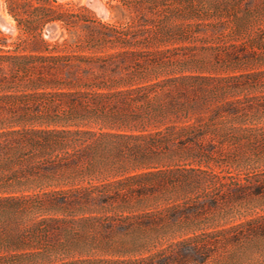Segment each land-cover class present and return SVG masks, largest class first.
I'll use <instances>...</instances> for the list:
<instances>
[{"label":"trees","instance_id":"16d2710c","mask_svg":"<svg viewBox=\"0 0 264 264\" xmlns=\"http://www.w3.org/2000/svg\"><path fill=\"white\" fill-rule=\"evenodd\" d=\"M27 1L26 32H88L0 46V264H264V0H122L124 26ZM208 29L255 36L205 46L219 66L165 44ZM176 155L201 165L193 190L138 210Z\"/></svg>","mask_w":264,"mask_h":264},{"label":"rangeland","instance_id":"374dc122","mask_svg":"<svg viewBox=\"0 0 264 264\" xmlns=\"http://www.w3.org/2000/svg\"><path fill=\"white\" fill-rule=\"evenodd\" d=\"M33 1L37 3L36 0ZM27 2V0H0V15L3 20L9 22L13 27V30H7L0 23V36L5 37L7 41V43L0 44L2 48L5 50L14 49L17 46L15 42L20 41H22V46H27L35 39L36 34L40 33L41 37L50 44V48L57 44V50L60 51L69 52L78 49L74 41L82 40L87 34L88 29L85 27V21L77 22L69 28L62 22H50L44 28L38 29L36 31L37 33H28L22 26H18L14 16L10 13V6H12L16 8V12L22 14L28 8L26 5ZM51 5L58 6L61 11H68L74 14L85 13L90 19L96 22L109 23L116 26H124L138 18V13L124 5L122 0H55ZM50 25L56 27L55 32L52 34L48 31ZM173 34L171 33L169 36L170 39H168L169 37H164V39L169 40L165 44L170 47L182 45L179 52L185 57L195 58L197 60V63H195L197 66L205 63L208 65L216 64L217 66L220 64L216 63L217 60L212 50L206 49L205 46L223 44L225 41L227 44L250 42L255 36L253 33L244 32L240 35L219 39L208 29L202 33L195 34L196 37H191V39H187L185 42L174 43L176 42L174 40L179 37ZM65 39H67L68 44H63ZM255 46L253 49L258 51L264 50V45L259 48L257 45ZM212 73L215 74L213 71ZM200 166L192 158L186 157L185 155L183 157L176 155L173 159H164L159 164L152 165L150 170H156L157 173L142 179L141 183H135L133 187L134 189L143 188V192L147 193L145 200L137 209L152 210L159 208L167 198H170L168 201H173L177 196L181 198L185 194H189L188 192L193 190L192 186L196 184L195 179H193L195 172H191L190 169ZM158 182L160 183L158 184ZM3 231L5 232L4 227H0V233ZM169 241L171 240H157V245L161 247Z\"/></svg>","mask_w":264,"mask_h":264},{"label":"water","instance_id":"95a60500","mask_svg":"<svg viewBox=\"0 0 264 264\" xmlns=\"http://www.w3.org/2000/svg\"><path fill=\"white\" fill-rule=\"evenodd\" d=\"M1 20H3V19H2L1 15H0V23H1ZM1 24L3 25V27H5V29L13 30V27L4 25L3 23H1ZM55 30H56V27L54 25H50L49 28H48V31H49L50 34L54 33Z\"/></svg>","mask_w":264,"mask_h":264},{"label":"bare ground","instance_id":"6f19581e","mask_svg":"<svg viewBox=\"0 0 264 264\" xmlns=\"http://www.w3.org/2000/svg\"><path fill=\"white\" fill-rule=\"evenodd\" d=\"M1 23H3L4 25H7V26H10V27H12V26L10 25V23H9V22H7L6 20H1Z\"/></svg>","mask_w":264,"mask_h":264}]
</instances>
